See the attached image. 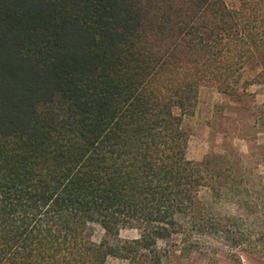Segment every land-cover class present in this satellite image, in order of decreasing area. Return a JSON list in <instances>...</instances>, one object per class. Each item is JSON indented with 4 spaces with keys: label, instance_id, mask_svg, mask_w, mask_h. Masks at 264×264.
Wrapping results in <instances>:
<instances>
[{
    "label": "trees",
    "instance_id": "obj_1",
    "mask_svg": "<svg viewBox=\"0 0 264 264\" xmlns=\"http://www.w3.org/2000/svg\"><path fill=\"white\" fill-rule=\"evenodd\" d=\"M239 2L0 0V264L241 245L225 203L264 187V159L224 145L191 160L184 125L203 83L240 97L264 52V0Z\"/></svg>",
    "mask_w": 264,
    "mask_h": 264
},
{
    "label": "rangeland",
    "instance_id": "obj_2",
    "mask_svg": "<svg viewBox=\"0 0 264 264\" xmlns=\"http://www.w3.org/2000/svg\"><path fill=\"white\" fill-rule=\"evenodd\" d=\"M226 1L231 9L240 5L239 0ZM236 78L241 79L240 88L248 86L240 97L220 92L211 82L200 86L195 112L184 120L190 132L189 159L201 160L211 152H221L224 145L244 157L254 154L264 159V52L252 58ZM254 168L255 172L264 173V164L260 161ZM238 204L235 197H230L225 206L229 213L238 214L235 220L229 221V226L239 233L241 245L222 237H206L199 241L198 251L178 249L173 264H264V187L246 190ZM121 235L136 238L139 232L123 229ZM109 264L124 263L110 258Z\"/></svg>",
    "mask_w": 264,
    "mask_h": 264
}]
</instances>
